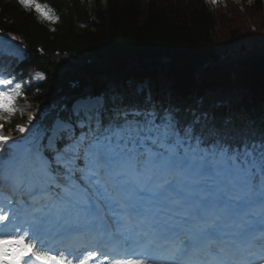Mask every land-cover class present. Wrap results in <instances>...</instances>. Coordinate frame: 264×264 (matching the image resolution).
Returning <instances> with one entry per match:
<instances>
[{"label": "snow or ice", "instance_id": "1", "mask_svg": "<svg viewBox=\"0 0 264 264\" xmlns=\"http://www.w3.org/2000/svg\"><path fill=\"white\" fill-rule=\"evenodd\" d=\"M18 2L51 19L38 0ZM20 89L0 90V197H25L30 219L21 231L0 214V264H73L75 257L45 251L53 230L69 249L87 248L83 238L95 247L77 264L100 255L99 264H248L237 254L254 255L253 245L264 251V139H206L151 111L105 118L97 102L76 113L87 129L80 135L56 127L48 147L53 138L66 143L49 158L36 140L5 148L12 136L3 113L16 111ZM235 217L238 231H229Z\"/></svg>", "mask_w": 264, "mask_h": 264}, {"label": "trees", "instance_id": "2", "mask_svg": "<svg viewBox=\"0 0 264 264\" xmlns=\"http://www.w3.org/2000/svg\"><path fill=\"white\" fill-rule=\"evenodd\" d=\"M248 1L241 10L233 0H38L49 19L0 0V34L26 50L24 61L0 58L22 92L4 133L68 120L92 95L105 98V118L152 108L206 139H264V48L239 43L253 26L264 32V5Z\"/></svg>", "mask_w": 264, "mask_h": 264}, {"label": "rangeland", "instance_id": "3", "mask_svg": "<svg viewBox=\"0 0 264 264\" xmlns=\"http://www.w3.org/2000/svg\"><path fill=\"white\" fill-rule=\"evenodd\" d=\"M255 0H249V2L253 3ZM262 3L264 5V0H262ZM264 35V32L262 30H259L257 33L254 31L253 33H246L245 35H243L240 39H239V43L245 45L249 51H252L254 49V46H258L259 48H264V40L262 39V35ZM259 39V40H258ZM4 43H7L8 45H11V50L10 53L19 58L22 59L24 56V51H22V47L21 45L14 39H7L4 41ZM243 50V49H242ZM34 79L36 81H39L42 79V76L40 74H35L34 75ZM2 85H0L1 87ZM97 102L102 103V100L100 98H87V99H82L80 101H78L75 106H74V112L75 114L77 112H82L87 110L88 108L94 106L97 104ZM60 124H67L61 121H58L55 125L54 130L56 129V127ZM69 125V124H68ZM26 131L23 132L25 135L29 134L32 132V130L34 129V123L31 124L28 128H25ZM53 141V139H52ZM51 141V144H52Z\"/></svg>", "mask_w": 264, "mask_h": 264}, {"label": "bare ground", "instance_id": "4", "mask_svg": "<svg viewBox=\"0 0 264 264\" xmlns=\"http://www.w3.org/2000/svg\"><path fill=\"white\" fill-rule=\"evenodd\" d=\"M3 40H4V38H0V48H2L4 46V47H7L8 50L11 49V45H8L7 43H4ZM22 51H23V49H22Z\"/></svg>", "mask_w": 264, "mask_h": 264}]
</instances>
